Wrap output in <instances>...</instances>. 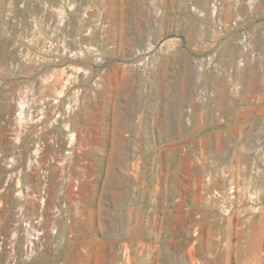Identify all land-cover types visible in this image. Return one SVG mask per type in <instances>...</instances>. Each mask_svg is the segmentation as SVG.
I'll return each mask as SVG.
<instances>
[{
    "label": "rangeland",
    "instance_id": "374dc122",
    "mask_svg": "<svg viewBox=\"0 0 264 264\" xmlns=\"http://www.w3.org/2000/svg\"><path fill=\"white\" fill-rule=\"evenodd\" d=\"M220 256L264 264V0H0V264Z\"/></svg>",
    "mask_w": 264,
    "mask_h": 264
},
{
    "label": "crops",
    "instance_id": "0c3cea01",
    "mask_svg": "<svg viewBox=\"0 0 264 264\" xmlns=\"http://www.w3.org/2000/svg\"><path fill=\"white\" fill-rule=\"evenodd\" d=\"M213 247V245H211V248ZM205 264H225L224 258L222 259V257L220 256L219 258H217L216 260H214V262H206L205 260Z\"/></svg>",
    "mask_w": 264,
    "mask_h": 264
},
{
    "label": "built area",
    "instance_id": "2783aa9c",
    "mask_svg": "<svg viewBox=\"0 0 264 264\" xmlns=\"http://www.w3.org/2000/svg\"><path fill=\"white\" fill-rule=\"evenodd\" d=\"M36 223V222H35Z\"/></svg>",
    "mask_w": 264,
    "mask_h": 264
}]
</instances>
